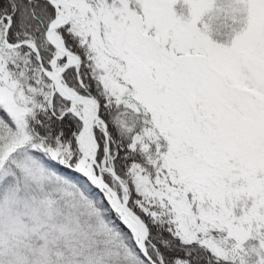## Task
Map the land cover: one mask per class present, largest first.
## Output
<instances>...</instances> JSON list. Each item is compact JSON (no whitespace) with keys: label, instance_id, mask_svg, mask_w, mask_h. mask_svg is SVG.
Segmentation results:
<instances>
[{"label":"snow or ice","instance_id":"6c2138e0","mask_svg":"<svg viewBox=\"0 0 264 264\" xmlns=\"http://www.w3.org/2000/svg\"><path fill=\"white\" fill-rule=\"evenodd\" d=\"M0 264H264V0H0Z\"/></svg>","mask_w":264,"mask_h":264}]
</instances>
